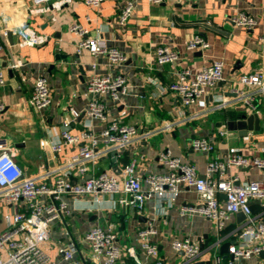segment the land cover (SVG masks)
I'll return each mask as SVG.
<instances>
[{
    "label": "crops",
    "instance_id": "crops-1",
    "mask_svg": "<svg viewBox=\"0 0 264 264\" xmlns=\"http://www.w3.org/2000/svg\"><path fill=\"white\" fill-rule=\"evenodd\" d=\"M125 1L102 0L98 7H91L75 0L57 7L51 3L37 5L32 0H0V33L6 29L14 36L15 26L24 20L29 25L24 43H18L17 39L10 44L0 34V69L6 78L0 84V101L4 104L0 113V138L6 139L13 148L14 160L23 175L37 177L48 172L45 180L52 181L57 173L55 170L78 151L81 142L64 145L59 151L51 149V142L63 131L78 135L90 129L96 133L112 117L134 124L140 132L149 131V134L142 140L134 139L117 158L108 154L95 162H87L82 174L77 168L71 169V180L79 181L102 171L121 178L124 165L132 158L137 159L136 175L162 173L166 168L158 154L164 149L195 166L200 175L204 174L210 158L229 148H237L247 156L260 155L264 147V91L244 85L238 77L256 71L264 73V42L260 39L264 33V0L166 1L160 4L133 0L135 8L131 17L120 25L116 21L117 11ZM239 11L254 17V26L235 25L231 17ZM201 22L218 27L222 33L202 26ZM73 23L80 24L87 29L88 35L106 46L116 47L125 55V60L112 64L106 55H94L87 50L77 53L80 36L70 31ZM194 34L203 36L209 46L202 50L186 49L185 43ZM157 45L174 48L179 53L178 60L157 65L153 57ZM56 53L60 54L58 59H55ZM212 60H222L224 81L209 89L195 105L184 107L167 87L180 69L197 70ZM93 74L122 75L127 85V93L120 103L111 101L106 94L95 95L107 107L106 118L102 120L88 117L83 110L90 98L87 79ZM37 76L46 78L52 97V104L42 111H36L27 101ZM236 91L251 92L259 102L256 114L260 117V128L248 130L244 136L229 129L226 122L240 113H254L250 109L232 103L224 109L209 110L217 99H234ZM70 108L80 111L75 119L71 118ZM65 119L70 121L68 125H64ZM166 122L168 129L163 127ZM219 130L227 133L220 135ZM207 136L213 137V150L203 153L191 148L192 138ZM222 175L224 179L235 178V183L241 184L248 180H264V169L233 166ZM143 189H147L145 184ZM118 197L119 194L99 195L97 200L90 195L65 197L70 214L55 225L50 243L54 245L56 239L69 236L80 240L95 224L111 226L121 250L117 264H134L130 248L139 259L149 263L152 259L142 251L137 232L146 221H151L155 233L150 241L157 246L158 258L163 264H216L217 257L220 264L232 260L228 252H220V245L237 241L242 222L238 223L236 215L232 214L223 228L217 229L214 220L199 214L181 213V207L200 201L192 187L184 185L172 201L147 195L140 214L132 207L120 205ZM223 198L224 195H220L221 201ZM2 206L0 204V213L4 209ZM7 207L21 208L19 203ZM255 219L264 222V211H258ZM3 227L0 221V229ZM187 236L202 246L198 257L190 262L171 247L172 239ZM49 241L41 244L45 251ZM259 243L264 247V240ZM46 252L55 257V252ZM0 254L6 255L4 250H0ZM235 262L264 264V249Z\"/></svg>",
    "mask_w": 264,
    "mask_h": 264
},
{
    "label": "built area",
    "instance_id": "built-area-1",
    "mask_svg": "<svg viewBox=\"0 0 264 264\" xmlns=\"http://www.w3.org/2000/svg\"><path fill=\"white\" fill-rule=\"evenodd\" d=\"M34 4L51 3L57 7L75 0H32ZM91 7H98L102 0H79ZM151 3L160 4L166 1L189 3L193 0H149ZM229 1V0H220ZM135 8L133 0H127L117 11L116 21L124 25L131 17ZM2 17V16H1ZM2 19H6L4 16ZM231 21L238 26L251 28L256 23L254 17L244 11H239L231 17ZM29 25L22 21L13 28V34L18 43H24V37ZM70 31L79 35L76 51L80 53L87 50L94 55H106L112 64H120L125 60V55L116 47H108L99 42L94 36L88 35L87 29L78 23L69 27ZM7 30L0 33L6 40ZM260 39L264 42V33ZM31 43V42H28ZM208 41L199 34H194L186 43L188 50L205 49ZM1 48V47H0ZM154 61L157 65L174 63L179 58V53L172 47L157 45L153 50ZM5 74L0 69V84L5 82ZM239 81L253 88L258 87L264 91V73L256 71L241 74ZM224 81L222 60H212L207 65L197 70L189 67L180 69L175 80L167 87L173 91L178 101L189 107L199 102L209 89ZM87 91L90 95L83 110L92 119H105L107 107L104 102L95 98V95H108L111 101L120 103L127 93V85L122 75L110 77L108 75L93 74L87 79ZM235 98L217 99L209 110L224 109L232 103H239L244 109L252 112L258 111V100L249 92L236 91ZM28 104L36 111H42L52 104L50 88L45 77L37 76L28 95ZM4 104L0 101V113ZM72 119L79 116L80 111L70 108ZM123 114V111H122ZM65 119L64 125L69 124ZM165 129L169 123H164ZM225 130H219L224 135ZM149 131H139L130 123H124L117 117H112L106 125L94 133L90 129L78 135L63 131L58 139L51 142V149L59 151L64 145L80 141L78 151L59 167L54 179L47 182V173L37 177H26L20 166L14 160V150L6 139L0 138V204L4 207L0 213V221L4 227L0 229V264H117L120 257V244L117 234L111 226L95 224L88 228L80 240L68 237L55 240V257H51L41 244L50 240L51 231L55 225L64 221L70 214V209L65 197L76 198L90 195L97 200L99 195L119 194L116 200L123 207H132L138 214L143 210L147 195H153L158 200L172 201L180 189L186 185L192 187L199 197V203L193 206L181 207V213L199 214L215 221L217 229H222L232 214L241 211L245 214L237 234V241L228 246L227 252L232 260L226 264H239L242 260L259 253L264 247L259 241L264 240V222H257L255 214H251L248 203L259 200L264 206V180H248L241 184L235 183V178L224 179L231 167L253 166L264 169V147L258 156L244 155L237 148H229L223 154L210 158L205 166L203 175L197 173L195 166L184 162L180 157L172 155L168 149L160 151L158 158L165 166L162 173H147L140 176L135 174L137 163L132 158L124 165V174L121 178L105 171L88 178L73 181L69 178L71 169L77 168L81 174L86 170V163L95 162L101 157L111 154L119 157L134 139L142 140ZM42 145L45 144L43 140ZM193 150L208 153L213 150V137H196L190 140ZM143 184L147 189H143ZM224 195L220 200V195ZM19 203V209H11L8 204ZM264 211V210H262ZM155 233L151 221H146L137 232L140 247L151 262L147 263L138 258L133 249H129L134 259V264H163L158 258L157 246L150 241V236ZM258 241V243H256ZM171 247L176 252L183 253L185 261H194L201 252L199 243L191 237L182 239L174 238ZM216 264H220L218 261Z\"/></svg>",
    "mask_w": 264,
    "mask_h": 264
},
{
    "label": "water",
    "instance_id": "water-1",
    "mask_svg": "<svg viewBox=\"0 0 264 264\" xmlns=\"http://www.w3.org/2000/svg\"><path fill=\"white\" fill-rule=\"evenodd\" d=\"M200 24L204 27H208L209 29H212L213 31H217V32L222 33V30H220L218 27H215L214 25H210L209 23H206V22H201ZM1 37H2V39H4L2 34H1ZM5 38L10 44H12L14 41L16 42V40H17V38L14 37L10 31L6 32ZM59 57H60V54L56 53L55 59H58ZM4 64L5 63H3L2 65L4 66ZM259 122H260V117L256 113H250V114L240 113L237 115L236 118L228 120L226 122V124H227L229 129L235 130V131H237V133L239 135L244 136L247 134L248 130L254 129V130L258 131L260 128ZM66 129L67 128H65V130ZM248 206H249L251 214H256L258 211L264 210V206H262L260 204L259 200H251L248 203ZM235 215H236L238 223H241L245 218V214L242 213L241 211L236 212ZM229 245H230L229 242H225V243L221 244L220 245V249H221L220 252L221 253L227 252ZM199 246L202 247L201 244H199ZM214 246H215V244H213L211 246V248ZM181 254H183L182 251H181Z\"/></svg>",
    "mask_w": 264,
    "mask_h": 264
},
{
    "label": "rangeland",
    "instance_id": "rangeland-1",
    "mask_svg": "<svg viewBox=\"0 0 264 264\" xmlns=\"http://www.w3.org/2000/svg\"><path fill=\"white\" fill-rule=\"evenodd\" d=\"M53 246L54 245H52L51 243H50V241H49V244L47 245V247H46V251H48V252H50V253H53V252H55L56 250V248H55V246H54V248H53Z\"/></svg>",
    "mask_w": 264,
    "mask_h": 264
}]
</instances>
